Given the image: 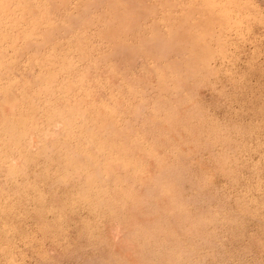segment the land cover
Instances as JSON below:
<instances>
[{
    "label": "rangeland",
    "instance_id": "374dc122",
    "mask_svg": "<svg viewBox=\"0 0 264 264\" xmlns=\"http://www.w3.org/2000/svg\"><path fill=\"white\" fill-rule=\"evenodd\" d=\"M0 264H264V0H0Z\"/></svg>",
    "mask_w": 264,
    "mask_h": 264
},
{
    "label": "bare ground",
    "instance_id": "6f19581e",
    "mask_svg": "<svg viewBox=\"0 0 264 264\" xmlns=\"http://www.w3.org/2000/svg\"><path fill=\"white\" fill-rule=\"evenodd\" d=\"M33 138V137H32Z\"/></svg>",
    "mask_w": 264,
    "mask_h": 264
}]
</instances>
